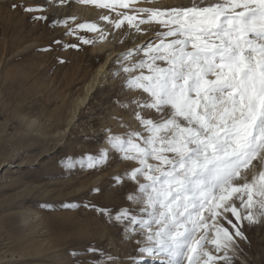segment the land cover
<instances>
[{"label": "snow or ice", "instance_id": "6c2138e0", "mask_svg": "<svg viewBox=\"0 0 264 264\" xmlns=\"http://www.w3.org/2000/svg\"><path fill=\"white\" fill-rule=\"evenodd\" d=\"M78 2L130 10L117 12L118 19L100 17L116 29L125 22L136 32L144 24L160 27L152 40L118 58L124 87L143 94L132 100L139 129L110 134V147L86 164H104L114 150L137 165L126 173L137 185L127 196L132 207L115 214L99 209L133 244L136 254L127 261L232 264L237 239H247L244 222L264 221V0H190L164 9L136 7L139 0ZM76 27L97 31L96 23ZM145 110L156 118L145 117ZM87 251L101 254L92 264L119 259Z\"/></svg>", "mask_w": 264, "mask_h": 264}, {"label": "rangeland", "instance_id": "374dc122", "mask_svg": "<svg viewBox=\"0 0 264 264\" xmlns=\"http://www.w3.org/2000/svg\"><path fill=\"white\" fill-rule=\"evenodd\" d=\"M13 3L20 6L13 9ZM189 4L190 0H139L136 7ZM24 7L43 11L26 12ZM124 11L132 14L128 9L111 11L78 0H0V53L5 47L9 50L6 56L0 54V77L8 68L23 76H42L36 82L30 78L14 86L17 97L0 101V264H92L101 254L89 253L90 247L117 256V264H129L126 257L136 254L133 244L124 241L122 227L110 223L99 209L115 214L122 207H132L127 196L135 193L137 185L126 173L137 165L110 150L104 164L86 167L89 156L96 158L110 147V134L140 127L132 100L143 94L124 87L125 74L119 71L118 58L122 60L129 49L152 40L160 27L144 24L136 32L126 22L116 29L100 19L105 15L118 19L117 12ZM35 16L47 19L36 20ZM80 23H96L97 31L79 29L76 25ZM69 29L75 31L66 34ZM81 37L92 42L84 43ZM109 53L66 131L44 134L52 130L48 126L52 110L58 107L68 113L72 100L83 96L82 85ZM60 81L69 83L64 101L57 97ZM15 98L20 99L18 106ZM29 108L42 112L38 116L41 125H27L28 117L18 116ZM143 114L156 118L151 111ZM229 219L235 222L230 214ZM243 230L247 239H237L235 252L229 253L232 264H264V221L251 226L244 222ZM142 264L154 262L149 259Z\"/></svg>", "mask_w": 264, "mask_h": 264}, {"label": "bare ground", "instance_id": "6f19581e", "mask_svg": "<svg viewBox=\"0 0 264 264\" xmlns=\"http://www.w3.org/2000/svg\"><path fill=\"white\" fill-rule=\"evenodd\" d=\"M8 51H9L8 48L5 47L3 49V52H1L0 54L3 55V56H6ZM110 54L111 53H109L107 55L106 60L104 62H102L101 64H99L96 67L92 77L90 79L88 78L89 80H87V82L82 85V89H84V94H83L82 97L79 95L80 97L78 96L75 100H72V106L69 109H67L68 113L65 114V112H63L58 107L54 111L52 110V114H50L49 118H48V120H49L48 126L50 127V129L52 128V130H50V131L46 130V131H44V134H47V133H50V132L51 133L57 132V133L60 134L61 132L64 133L66 131V129L69 127V125L74 121V119L76 117L75 113H76L78 107L83 105V103L85 102V98L88 97L90 91L93 89L94 84L96 83V79L99 76V74L103 71V68H104V66L107 63L108 58L110 57ZM8 66H9V64H8ZM17 76H22V77H17ZM0 78H1V82H0V101L2 100V103H3L5 101V99H7V98L10 99L11 97H17L16 95H14V86H16V85L19 86L20 84H24L30 78H31L32 82H36L40 78H42V76H23V73L21 71H19L17 69L8 68V69L3 70L2 76ZM65 82L66 83H64L63 81H60L59 82L60 85H58L59 86L58 87L59 92L57 93V97H60L61 98L60 100H62V101H64V98H65V95H66L65 92L68 90L67 88L69 86V83L67 81H65ZM38 92H39V90H38ZM42 98H44V97H42ZM47 99H49V97H47ZM14 100L16 102L15 105L18 106V104L20 102V99L19 98H15ZM0 111H3V109L0 108ZM41 114H42V112H40L38 114L36 112H33V108H29V109L26 110L25 113H21V112L18 113V116L28 117L29 123H27V125H34L35 123H38V125H41L40 119L38 118V116H41ZM64 114H65V116H64ZM30 117L31 118L34 117V118L30 121ZM36 121H38V122H36ZM63 122H65V124Z\"/></svg>", "mask_w": 264, "mask_h": 264}]
</instances>
